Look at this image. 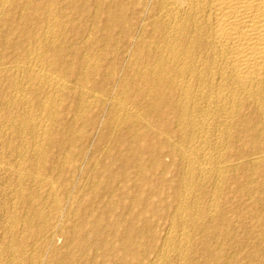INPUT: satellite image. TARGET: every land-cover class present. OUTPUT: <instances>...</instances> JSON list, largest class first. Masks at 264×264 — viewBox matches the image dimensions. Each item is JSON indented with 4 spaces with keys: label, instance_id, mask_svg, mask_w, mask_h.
Here are the masks:
<instances>
[{
    "label": "bare ground",
    "instance_id": "1",
    "mask_svg": "<svg viewBox=\"0 0 264 264\" xmlns=\"http://www.w3.org/2000/svg\"><path fill=\"white\" fill-rule=\"evenodd\" d=\"M255 180L264 0H0V264H220L223 192Z\"/></svg>",
    "mask_w": 264,
    "mask_h": 264
},
{
    "label": "rangeland",
    "instance_id": "2",
    "mask_svg": "<svg viewBox=\"0 0 264 264\" xmlns=\"http://www.w3.org/2000/svg\"><path fill=\"white\" fill-rule=\"evenodd\" d=\"M118 3H122V2H119L118 1ZM128 16H130V11L128 10V11H126L125 12ZM121 39H120V43H121ZM116 43H114V45H115ZM119 44L117 43L116 45H115V47L116 46H118ZM121 45V44H120ZM114 46H113V48H115ZM127 54H125V56H126ZM124 56V57H125ZM127 57H125L124 59H126ZM121 62H123L124 63V61L123 60H120ZM125 64V63H124ZM94 116L96 115V113L95 114H93ZM97 138V139H96ZM94 139V140H93ZM126 139V138H125ZM93 142V141H95L94 142V144L93 143H89V142ZM99 140H98V136L96 135V133H91V137H90V139H89V141L87 142V143H85L84 145H83V147H84V156H83V158H84V162L82 163L83 165L81 166V168H80V170H78V174L76 175V179L75 178H73V181H79V183L77 184V181H76V183L75 184H77V185H81L83 182H82V176H85V175H87L86 173L88 172V171H86L85 169H86V162L88 161V160H91V159H93V158H98L99 156H100V151L98 152L97 150H95L94 149V145H95V143L96 142H98ZM90 145H91V147H90ZM89 146V147H88ZM93 147V148H92ZM112 147V146H111ZM87 148V149H86ZM89 148V149H88ZM91 149V150H90ZM124 149H125V147L124 146H121V145H116L115 147L113 146L112 148H111V150H112V154L114 155V156H116L117 158L119 157V158H123L124 160H127L126 161V164H125V173H127L126 175H128V176H131V173L133 172V171H135L137 168H135V162H133L132 161V157H129V159H128V155H127V157H125V151H124ZM97 151V152H96ZM88 153V154H87ZM96 154V156L94 155V154ZM99 153V154H98ZM88 155V156H87ZM98 155V156H97ZM87 156V157H86ZM90 157V158H89ZM130 158H131V160H130ZM86 161V162H85ZM84 167V168H83ZM120 164H118V163H116V164H111L110 165V168H111V171L113 172V174L114 175H117V173H119V170H120ZM83 169V170H82ZM128 169V170H127ZM128 171V172H127ZM92 172L93 171H90V172H88V175H92ZM78 175H80V177L78 176ZM95 175V174H94ZM78 176V177H77ZM116 182V181H115ZM115 182L113 183V181L111 180V182L109 183V181L108 182H104V183H108V185H111L112 183V186H116V184H115ZM252 183L251 184H249V185H254V191H255V193L254 192H252V193H254L253 195L254 196H252V193L250 194V195H248V196H245V195H240V192H236V190L234 189V190H226V191H224L223 192V207H224V212H225V214H224V216H223V219L222 220H220V226L222 225V229H224L225 228V226H226V228L224 229L225 231H223V235L222 236H220L221 237V239H222V241H221V245H220V251H221V261L222 262H220V264H235L236 262H238V263H236V264H249V263H253V264H258V263H260V264H264V261L262 260V258L260 259V257H258L256 260L257 261H254L252 258L249 260V258H246V254H247V256L249 257H251V255L249 254V253H252L253 251H257V249H262L263 251H264V240H262L263 241V244L260 246H258V244L257 243H259V244H261L262 242H261V240H257L256 238H255V234H256V232H257V234L256 235H259V231L261 232V230H259V228L258 227H256L255 225H254V227H253V222H252V220H250V218H248L247 217V215L245 214V212L248 210V207H249V204H250V202H251V198L252 199H254V197H260V196H262L263 195V192H264V190L262 189V188H260V187H258L257 186V181L255 180V181H251ZM254 182V183H253ZM103 183V184H104ZM256 184V185H255ZM102 187H105V186H101V189H103ZM263 191V192H262ZM133 193H137L136 191H133ZM259 193H262V194H260L259 195ZM227 194V195H226ZM113 195L115 196V197H117L118 195H120V194H118L117 192H113ZM108 196V194H105V195H103V197H102V199H104L105 197H107ZM137 197V196H136ZM232 197H233V199H232ZM249 197V198H248ZM241 198V199H240ZM249 200H248V199ZM262 198H264V195L262 196ZM99 201L101 200V198L99 199V197L97 198ZM231 200V201H230ZM125 201H127V199H123V198H117V199H115V206H119V205H121L123 202H125ZM263 201H264V199H263ZM119 203V204H118ZM261 204H263L264 205V202H262V203H260V206H262ZM67 206V205H66ZM251 206H253V205H251ZM260 206H259V203L257 204V205H255V210H257V211H259V212H261L262 210H261V208H260ZM263 207L264 206H262V209H263ZM68 209V208H67ZM226 209V210H225ZM90 210V209H89ZM89 210L87 211L88 213H89ZM96 210V211H95ZM242 210V211H241ZM263 211H264V209H263ZM90 212H92V213H95V212H97V208H93ZM241 212V213H240ZM127 213V211H123V212H121L120 213V211H117L116 212V215H119V214H121L122 216H125V214ZM153 218V217H152ZM151 218V219H152ZM241 218H242V220H241ZM244 218H246V219H244ZM249 220H248V219ZM154 219V218H153ZM239 219V220H238ZM241 220V221H240ZM248 221V222H247ZM158 223V225L159 224H161L162 223V221H158L157 222ZM245 223V224H244ZM250 223V224H249ZM249 224V225H248ZM228 226V227H227ZM249 226V227H248ZM252 227V228H251ZM240 228V229H239ZM247 228V229H246ZM249 228V229H248ZM254 228H256V229H254ZM230 231H229V230ZM232 229V230H231ZM242 229H244V230H242ZM250 229H253L255 232H252ZM250 230V232L248 233V231ZM245 231H246V233H245ZM229 233H232L231 234V237L229 236L230 234ZM251 233V234H250ZM226 234H229L228 236H226ZM248 234H249V236H248ZM261 234V233H260ZM234 235V236H233ZM247 235V236H246ZM253 235V236H252ZM245 237H248V238H245ZM231 238V239H230ZM263 238H264V236H263ZM212 239H215V238H212L211 237V240H210V246L211 247H213V248H215L216 247V243H215V240H214V243L212 242ZM234 239V240H233ZM243 239V240H242ZM246 239V240H245ZM249 239V240H248ZM143 241L142 242H144V243H147L148 242V240H149V238L147 237V236H145L144 237V239H142ZM224 240V241H223ZM229 240L231 241V242H229ZM232 240H233V242H232ZM252 240V241H251ZM112 241H114V240H112ZM245 241V242H244ZM255 241H257V242H255ZM258 241H260V242H258ZM212 242V243H211ZM229 242V243H228ZM244 242V244H242ZM253 242V243H252ZM254 242L256 243V244H254ZM116 242L114 241L113 242V244H115ZM235 243V244H234ZM233 244V245H232ZM237 244V245H236ZM214 245V246H213ZM254 245V246H253ZM236 246H237V250H236ZM256 246H257V248H256ZM232 247H234V251L232 250ZM245 247V249L243 250L242 248H244ZM249 247H250V249H252V250H248L249 249ZM254 247V248H253ZM225 248V249H224ZM229 248V249H228ZM231 248V249H230ZM211 249V248H210ZM222 249H224L223 251L224 252H222ZM242 249V250H241ZM253 249H255V250H253ZM241 250V251H240ZM250 251V252H249ZM238 254V255H237ZM235 255L237 256V258L235 257ZM223 256V257H222ZM245 257V258H244ZM239 259V260H238ZM242 259V260H241ZM249 261H248V260ZM207 260H209L208 258H207ZM220 260V259H219ZM237 260V261H236ZM247 260V261H246ZM236 261V262H235ZM240 261H242V262H240ZM251 261H253V262H251ZM259 261V262H258ZM262 262V263H261ZM209 264V263H208Z\"/></svg>",
    "mask_w": 264,
    "mask_h": 264
}]
</instances>
